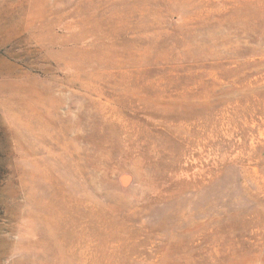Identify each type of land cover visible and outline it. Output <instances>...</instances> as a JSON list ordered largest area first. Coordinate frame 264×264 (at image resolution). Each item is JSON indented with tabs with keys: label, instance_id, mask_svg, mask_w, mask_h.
<instances>
[{
	"label": "rangeland",
	"instance_id": "1",
	"mask_svg": "<svg viewBox=\"0 0 264 264\" xmlns=\"http://www.w3.org/2000/svg\"><path fill=\"white\" fill-rule=\"evenodd\" d=\"M0 264H264V0H0Z\"/></svg>",
	"mask_w": 264,
	"mask_h": 264
}]
</instances>
